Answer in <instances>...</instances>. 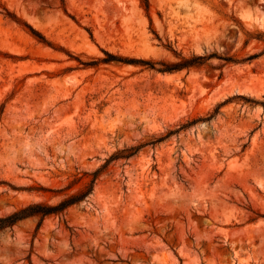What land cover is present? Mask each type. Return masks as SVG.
<instances>
[{
  "label": "rangeland",
  "instance_id": "374dc122",
  "mask_svg": "<svg viewBox=\"0 0 264 264\" xmlns=\"http://www.w3.org/2000/svg\"><path fill=\"white\" fill-rule=\"evenodd\" d=\"M147 2L0 0V216L120 157L0 231V264H264V0ZM173 51L232 60L97 62Z\"/></svg>",
  "mask_w": 264,
  "mask_h": 264
},
{
  "label": "trees",
  "instance_id": "16d2710c",
  "mask_svg": "<svg viewBox=\"0 0 264 264\" xmlns=\"http://www.w3.org/2000/svg\"><path fill=\"white\" fill-rule=\"evenodd\" d=\"M145 8L148 9V2L147 0H144ZM7 12V16L11 18V20H17L14 15H10V13ZM251 35H249L250 37ZM252 38V37H250ZM260 40V39H257ZM176 57H178L180 60L178 62H160L158 63L161 68L156 69L154 66L156 63L150 62V61H142V60H129V59H123L121 57H114L112 55H109L108 53H105L106 58L98 60V63L101 64H110L112 62L120 63V64H130V65H141L145 66L146 68H149L151 70H154L158 73L165 74V73H175L180 72L183 70H190V69H197L201 67L205 61L216 57V54H212L209 56H191V57H184L181 54H177L173 51ZM258 55L254 54L248 57V60L255 59ZM218 59L224 60L226 62L231 61L229 57L227 58H220L216 57ZM235 62V61H232ZM130 153L127 155L128 157L134 155V153L137 151V148H131ZM119 157V154L112 155L108 160H106L105 164L95 172L91 174L92 179L87 184L84 190L77 191L75 193H72L70 195H67L64 199H62L58 204L55 205H48L47 203H32L29 204L11 214L0 216V231H3L4 229H11L15 224L18 222L30 218V217H46L50 215H58L61 214L65 209L68 207L75 205L79 203L81 200H83L88 194L91 193L93 184L99 175V173L104 169L108 163L111 161L117 160Z\"/></svg>",
  "mask_w": 264,
  "mask_h": 264
}]
</instances>
